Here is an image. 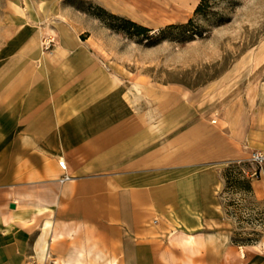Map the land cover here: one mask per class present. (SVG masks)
Returning a JSON list of instances; mask_svg holds the SVG:
<instances>
[{
  "label": "crops",
  "instance_id": "crops-1",
  "mask_svg": "<svg viewBox=\"0 0 264 264\" xmlns=\"http://www.w3.org/2000/svg\"><path fill=\"white\" fill-rule=\"evenodd\" d=\"M17 1L0 53V264H264V238L232 242L221 172L264 138L259 113L164 125L163 92L100 58L65 18L78 10ZM252 186L264 200V165Z\"/></svg>",
  "mask_w": 264,
  "mask_h": 264
},
{
  "label": "rangeland",
  "instance_id": "rangeland-1",
  "mask_svg": "<svg viewBox=\"0 0 264 264\" xmlns=\"http://www.w3.org/2000/svg\"><path fill=\"white\" fill-rule=\"evenodd\" d=\"M91 1L64 0L62 5L81 13L65 18L76 24L80 37L88 39L96 54L116 72L163 92L164 104L156 114H162L164 125L175 114L178 119L173 128L202 119L246 126L253 111L259 113L258 122L264 129V0H217L207 15L199 16L195 9L201 0ZM9 3L0 0V53L14 33ZM97 5L151 28L154 37L161 29L191 18L195 19L191 28L201 34L191 36L177 28L167 30L156 41L130 35L87 12L97 10ZM24 9L18 16L20 24L29 21ZM48 38L55 36L46 33L42 41ZM257 145H244L248 157L255 151L264 152V138ZM245 161L252 174L264 165ZM221 172L225 173L224 165ZM225 198L235 203L228 216L242 246L258 244L264 238V200L237 189H228Z\"/></svg>",
  "mask_w": 264,
  "mask_h": 264
},
{
  "label": "trees",
  "instance_id": "trees-1",
  "mask_svg": "<svg viewBox=\"0 0 264 264\" xmlns=\"http://www.w3.org/2000/svg\"><path fill=\"white\" fill-rule=\"evenodd\" d=\"M75 1V0H74ZM80 2H86L92 4L91 0H78ZM217 0H201L198 6L195 9V15H207L213 8L214 3ZM97 10L87 9V12L97 16L98 18L104 19L108 22V25L114 29L124 31L130 35H142L144 38L148 40H160L162 39L163 35L167 30L171 29H183L187 32H190L191 36H197L201 34L199 29L191 28L192 25L195 23V19L191 18L186 23L180 24H171L164 29H161L157 36L152 34V29L144 26L133 19L127 18L122 15H118L108 11L106 8L97 5ZM83 10V9H81ZM225 166V173L222 172V177L225 181V189H224V196L228 192V189H237L243 190L249 195L253 196V186L252 181L254 177L259 176L260 168L255 171V174H252L250 171L247 170V161L245 160H232L228 161L224 164ZM226 199V198H225ZM227 208V214L229 213L230 207L235 205V203L225 202ZM229 215V214H228ZM232 242L237 245H242L240 239L237 238L235 234L232 236ZM246 245V244H245Z\"/></svg>",
  "mask_w": 264,
  "mask_h": 264
},
{
  "label": "built area",
  "instance_id": "built-area-1",
  "mask_svg": "<svg viewBox=\"0 0 264 264\" xmlns=\"http://www.w3.org/2000/svg\"><path fill=\"white\" fill-rule=\"evenodd\" d=\"M55 39L54 38H48L46 41H44V48L49 50L53 47ZM213 122H216L214 119ZM249 161L258 165H263L264 164V152L262 151H255L251 153V156L249 157ZM60 165L66 169V162L64 160L60 161ZM69 179V176H65L63 180Z\"/></svg>",
  "mask_w": 264,
  "mask_h": 264
},
{
  "label": "water",
  "instance_id": "water-1",
  "mask_svg": "<svg viewBox=\"0 0 264 264\" xmlns=\"http://www.w3.org/2000/svg\"><path fill=\"white\" fill-rule=\"evenodd\" d=\"M12 207H14V205Z\"/></svg>",
  "mask_w": 264,
  "mask_h": 264
}]
</instances>
